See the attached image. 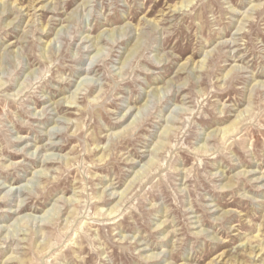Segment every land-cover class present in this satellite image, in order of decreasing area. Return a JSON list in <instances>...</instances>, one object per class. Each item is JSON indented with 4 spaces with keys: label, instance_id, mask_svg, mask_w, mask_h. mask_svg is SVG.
<instances>
[{
    "label": "rangeland",
    "instance_id": "374dc122",
    "mask_svg": "<svg viewBox=\"0 0 264 264\" xmlns=\"http://www.w3.org/2000/svg\"><path fill=\"white\" fill-rule=\"evenodd\" d=\"M0 264H264V0H0Z\"/></svg>",
    "mask_w": 264,
    "mask_h": 264
},
{
    "label": "bare ground",
    "instance_id": "6f19581e",
    "mask_svg": "<svg viewBox=\"0 0 264 264\" xmlns=\"http://www.w3.org/2000/svg\"><path fill=\"white\" fill-rule=\"evenodd\" d=\"M188 2H191V0H188ZM184 6H186V5H184ZM178 8H179V7H178ZM50 158H52V157H50ZM50 158H49V159H50ZM52 159H53V158H52ZM50 160H51V159H50ZM18 191H19V190H18ZM29 216H30V215H29ZM29 216H28V217H29ZM31 216H32V215H31ZM31 216H30V217H31ZM30 217H29V219L31 220ZM33 217H34V216H33ZM27 220H28V219H27ZM32 220H33V219H32ZM32 220H31V221H32ZM34 220L36 221V219H34ZM34 220H33V221H34ZM33 221H32V222H33ZM42 221H44V218H39V220H38L36 223H39V222H42ZM40 225H43V224L41 223ZM40 225H37V226H40ZM21 239H22V238H21ZM258 255H259V254H258ZM258 255H257V256H258ZM6 261H7V260H6Z\"/></svg>",
    "mask_w": 264,
    "mask_h": 264
}]
</instances>
